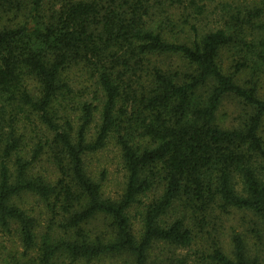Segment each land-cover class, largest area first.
<instances>
[{
	"label": "trees",
	"instance_id": "trees-1",
	"mask_svg": "<svg viewBox=\"0 0 264 264\" xmlns=\"http://www.w3.org/2000/svg\"><path fill=\"white\" fill-rule=\"evenodd\" d=\"M0 232V264H264V0H0Z\"/></svg>",
	"mask_w": 264,
	"mask_h": 264
},
{
	"label": "rangeland",
	"instance_id": "rangeland-1",
	"mask_svg": "<svg viewBox=\"0 0 264 264\" xmlns=\"http://www.w3.org/2000/svg\"><path fill=\"white\" fill-rule=\"evenodd\" d=\"M206 22L211 23L213 22V19H207ZM207 26L210 27L209 25ZM223 54H224V60H225V56L227 55V50L223 51ZM245 116L246 114H245V111L243 109L241 102L233 97L225 98L222 101L220 109L217 113V119L219 120V123L223 127H227V128L239 126L240 122L243 121ZM98 158L101 159V161H103V158H106L104 164L109 162L107 164L108 165L107 167L108 175H107V179L105 183L107 185L106 194L113 196L117 193V191H119L121 187L120 184H121L122 172H123L122 168L118 165L116 158L114 156V153L112 151H109V150L104 151V153H101L100 155H98ZM238 215L239 213H236L235 218H237ZM242 229L244 228L242 227L239 228V230H242ZM8 237L10 236L1 235V232H0V241H5L7 243L8 241H10V238ZM7 245L9 244L7 243Z\"/></svg>",
	"mask_w": 264,
	"mask_h": 264
}]
</instances>
